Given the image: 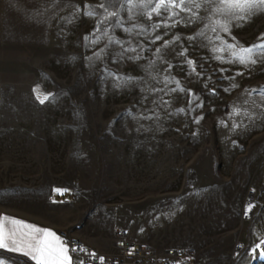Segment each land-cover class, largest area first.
<instances>
[{
    "label": "rangeland",
    "instance_id": "obj_1",
    "mask_svg": "<svg viewBox=\"0 0 264 264\" xmlns=\"http://www.w3.org/2000/svg\"><path fill=\"white\" fill-rule=\"evenodd\" d=\"M75 3L76 0H50L48 9L41 8L38 14L25 15L22 30L5 32L10 42L15 38L21 44L0 48V56L9 59V62H0V76L8 81L10 91H13L12 88L41 83L55 94L52 102L75 104L70 109L72 118L88 120L89 149L94 150L93 143L97 136L98 150L105 151V160L109 152H116L117 141L124 140L121 144L128 146L132 141L150 140L152 150L147 158L152 160L151 169L154 172L150 175L152 182H142L141 188L137 189L141 195L150 193L156 196L162 191L166 193L176 189V184H167L163 180L176 179L177 176L170 170L178 160L184 159L186 163L195 161V166L200 163L203 166L217 158V165L222 162L226 166L227 181L233 185L232 196L237 195L238 198L242 195V198L232 208L216 206L212 201L198 206L200 210L196 209L199 219H203V227L204 220L209 226V229L202 231V235H207L211 243L216 235L219 248L228 250V256L212 255L224 259H219L217 264H261L260 257L254 258L249 253L252 247L264 248V217L261 213L264 201V100L257 94L249 95V92L264 86V58L254 57L257 62L247 67L214 59L215 55L228 56V53L211 51L213 46L220 43L213 39L216 33L211 28L216 19L224 18L212 13L213 6L204 5L200 9L192 7V12L187 13L172 9L179 12L176 20L190 18L192 13H197L199 18L193 23L161 28L147 38L136 34L140 29H135L129 35L120 28L105 26L108 35L131 41V45L126 43L123 47L137 48L136 52L115 59L116 54L122 51L121 45L113 44L106 48V36L96 44L85 40L86 36L95 39L97 22L107 12L117 11L118 19L124 21V27L139 24L149 31L153 23L168 20L169 12H162L160 17L153 14L151 20L145 15H134L133 19H129L134 13L150 11L154 5L148 8L137 5L133 8L132 5L121 7L116 3L114 8L105 11L101 10L103 0H82L83 13L90 10L86 6H96L100 15L84 14L81 22L76 16ZM232 25L230 35L220 33L228 43L238 42V46H249L264 39V12L252 15L246 22L232 21ZM202 29H205L204 37L194 41L187 39ZM155 35H160L161 40L155 44L149 43ZM177 35L181 39L164 48V41H172ZM141 45L146 49L143 52L139 51ZM157 48H164L159 59ZM101 49H105L101 58L89 60ZM185 49L186 54L180 55ZM136 55L140 59L128 58ZM187 60L196 62L195 72L190 70ZM151 61L156 63L149 67ZM169 64L173 67L169 68ZM105 69L134 79L117 86L115 78L106 75ZM165 76L175 77L185 91H172L177 85L174 81L166 84ZM233 84L237 87H232ZM212 89H215L214 94ZM178 109L184 111L178 112ZM234 109H239V114H235ZM234 124L236 127H233ZM229 140L231 142H222ZM183 145L195 146L200 153L198 150L193 153V149L187 148L179 153L178 147ZM206 145L210 149L205 150ZM213 146H216V151ZM124 156L122 154L116 159L124 162ZM166 166H169V170ZM165 172H169L168 177ZM219 177L186 175L191 183L195 178L197 188L206 179L219 181ZM161 183H164L163 186ZM246 186L248 191H253L254 202L248 217L243 216L248 193ZM124 187L126 190L130 188L129 185ZM106 189L111 193L118 190L110 185H106ZM198 256L200 264L202 257Z\"/></svg>",
    "mask_w": 264,
    "mask_h": 264
},
{
    "label": "crops",
    "instance_id": "obj_2",
    "mask_svg": "<svg viewBox=\"0 0 264 264\" xmlns=\"http://www.w3.org/2000/svg\"><path fill=\"white\" fill-rule=\"evenodd\" d=\"M49 4L50 0H0V48L21 45L15 38L10 42L5 32L22 30L26 14H38L41 8L48 9ZM74 6L82 22L84 3L76 0ZM5 59L4 55L0 56V62H9ZM12 89L0 76V218L23 222L22 225L9 223L6 231L8 228H17L20 232L49 230L55 237H49L52 246L63 245L68 250L59 234V230H67L101 252H112L115 230L120 228L128 239L157 251L176 245L194 247L202 257L200 264L224 260L212 255L228 256L226 248H219L216 235L213 243L207 235H202L209 226L204 220L203 227V219H199L196 209L208 201L230 208L241 202L242 195L232 196L233 185L227 181L224 163L217 165V158H213L212 163L195 166V161L178 160L171 164L170 170L176 179L163 180L176 184V189L162 191L160 196L141 195L137 189L148 180L150 184V175L154 172L153 162L147 158L152 150L150 140L130 141L128 146L121 144L124 140L117 141L116 152H109L105 160V151L98 150L97 136L94 150L89 149L88 120L72 118L70 109L75 104L52 102V99L41 104L34 89L40 94L53 93L41 83ZM161 147L163 150L164 145ZM185 148L200 153L199 148L189 145L178 147V152ZM213 148L216 151V146ZM122 154L124 162L116 159ZM202 174L220 176L219 181L208 178L197 188L195 178L192 183L186 178V175ZM122 184L125 189L121 191ZM106 185L116 186L118 190L111 193ZM126 185L130 186L127 190ZM262 208L264 217V201ZM39 239H44L43 233ZM250 249L248 253L254 258L264 259V248ZM67 254L70 264H79L77 255L70 254L69 250ZM0 261L37 264L25 251H14L11 246L0 248Z\"/></svg>",
    "mask_w": 264,
    "mask_h": 264
},
{
    "label": "snow or ice",
    "instance_id": "obj_3",
    "mask_svg": "<svg viewBox=\"0 0 264 264\" xmlns=\"http://www.w3.org/2000/svg\"><path fill=\"white\" fill-rule=\"evenodd\" d=\"M119 3L121 7L126 5H132L135 8L137 5H141L144 8H148L152 5L151 10L146 13H134L129 16V19H133L134 15H145L148 20L152 19L153 14L157 17L162 15V12H169L168 20H165L161 23H153L151 25V31L145 29L142 25L134 24L131 27H124V21L118 19L119 13L117 11L107 12L102 19H99L96 26L95 39L86 36L85 40L89 41L92 44H96L99 42L101 38L104 36L108 39V44L105 46L106 48L111 47L113 44H118L122 46V51L116 54L115 59H121L127 55L129 52H136L137 48L128 46L123 47L126 43L131 45V41L120 40L115 36L108 35V31L105 29V26L108 28H120L127 34H132L135 29H140L136 34L145 36L146 38L150 36L152 33H155L157 30L164 28L170 29L174 28L177 24L184 23H193L196 19H198L197 13H192L190 18L181 17L179 20H176L175 17L179 16V12L172 11V9H179L180 12H192V7L196 9H200L204 5L213 6L211 11L214 15H218L223 17L224 19H216L214 21V26L211 28V31L216 33L213 38L215 41H219V46H213L211 51L213 53H228V56L224 55H215L213 58L220 61L221 63H239L247 67L250 64H255L257 60L254 57L264 58V39L261 42L249 46H238V42L228 43L227 40L220 35V33L231 34L232 21H244L246 22L248 18L252 15H255L259 12H264V0H103V4L101 5V10H107L108 8H114L115 4ZM191 5V7H189ZM90 10L87 13H84L89 16H99L100 10L96 8V6H86ZM168 21H171L169 23ZM207 25L205 29H207ZM205 29L200 30L194 36L188 37L187 39L190 41H194L198 37H204ZM264 36V34H262ZM160 35H155L154 39H151L149 43L155 44L157 41L161 40ZM181 37L179 35L173 37L172 41H164V48L174 44L179 41ZM234 40V38H233ZM206 46V45H205ZM164 48H157L156 55L159 59ZM145 47L141 45L139 47V51H145ZM105 49H101L100 52L94 53V57H90L89 60L93 58L99 59L102 57ZM187 49L180 53V55H185ZM129 59L138 60L140 59L139 55L128 57ZM156 61H151L149 67L155 64ZM187 65L189 66L192 72L196 70V62L193 60H187ZM173 67L169 64V68ZM106 75L115 78V82L117 86H123L133 80L132 77H126L123 75H119L115 72L109 71L108 69L104 70ZM241 73H237L236 75H240ZM164 81L166 84L172 83L173 81L176 83L177 87L172 89V91H185L180 84L179 80H176L175 77L169 78L168 76L164 77ZM232 87H237V85H232ZM228 89H225L227 91ZM159 91V90H156ZM212 93H215V89L211 90ZM34 92H37V99L41 104L45 103L50 99H55V94H40L38 89H34ZM189 94L191 90H188ZM257 94L264 100V86L259 89H252L249 92V95ZM191 104L192 101L190 100ZM200 105H197L199 107ZM178 112L184 111V109H178ZM235 114H239V109L233 110ZM247 115V112H245ZM233 127H236L234 124ZM251 205H249L247 211H251ZM247 211L245 214H247ZM11 223L14 225H22L23 222L16 221L14 218H7L4 220L0 218V248H6L11 246L14 251H25L27 255L32 256L33 259L37 261V264H70V259L68 256V250L63 245H58L56 247L52 246L51 241H49V237H53L55 239L54 234L49 230H41L35 229V232H20L17 228H8L7 225ZM34 226H28L31 229ZM19 233V235H18ZM43 233L44 239L40 240L39 236ZM2 264V261H0Z\"/></svg>",
    "mask_w": 264,
    "mask_h": 264
},
{
    "label": "built area",
    "instance_id": "obj_4",
    "mask_svg": "<svg viewBox=\"0 0 264 264\" xmlns=\"http://www.w3.org/2000/svg\"><path fill=\"white\" fill-rule=\"evenodd\" d=\"M59 234L70 254L79 257V264H199V256L191 246H167L157 251L145 243L128 239L120 228L115 230L112 252H101L67 230H59Z\"/></svg>",
    "mask_w": 264,
    "mask_h": 264
},
{
    "label": "water",
    "instance_id": "obj_5",
    "mask_svg": "<svg viewBox=\"0 0 264 264\" xmlns=\"http://www.w3.org/2000/svg\"><path fill=\"white\" fill-rule=\"evenodd\" d=\"M252 193H253V191L250 189V190L248 191L247 196H246V199H245V201H244V206H243V216H245V217L250 216L251 213H252V209H253V206H254V202L252 201ZM249 205L252 206V207H251V211H247ZM246 211H247V214H245ZM261 260H262V262H264V259H263V258H261Z\"/></svg>",
    "mask_w": 264,
    "mask_h": 264
}]
</instances>
